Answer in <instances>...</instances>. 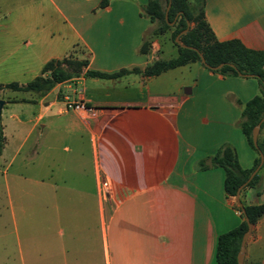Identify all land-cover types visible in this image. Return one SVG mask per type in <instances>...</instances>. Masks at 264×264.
Here are the masks:
<instances>
[{
	"label": "crops",
	"instance_id": "obj_1",
	"mask_svg": "<svg viewBox=\"0 0 264 264\" xmlns=\"http://www.w3.org/2000/svg\"><path fill=\"white\" fill-rule=\"evenodd\" d=\"M100 2L0 0V79L25 83L76 47L88 60L79 76L41 96L5 99L0 110V156L8 167L19 156L30 167L29 176L16 173L14 189L27 191L20 184L29 181L31 206L35 199L47 214L46 264H217L218 236L244 217L213 157L230 144L242 168L253 166L257 153L239 121L258 81L197 61L157 75L134 71L168 59L158 38L140 52L152 26L141 13L148 0ZM205 17L218 40L264 51V0H206ZM87 69L130 72L98 78ZM67 95L94 114L65 109ZM261 168L240 193L245 205L264 203ZM246 260L264 264V215L252 225Z\"/></svg>",
	"mask_w": 264,
	"mask_h": 264
},
{
	"label": "trees",
	"instance_id": "obj_2",
	"mask_svg": "<svg viewBox=\"0 0 264 264\" xmlns=\"http://www.w3.org/2000/svg\"><path fill=\"white\" fill-rule=\"evenodd\" d=\"M206 0H148L142 7V15L146 16L152 26L140 46L141 53H147L150 46V37H154L171 29V37L177 47V54L168 59H158L146 66L143 70L133 68L132 70L141 72L144 75H157L165 70L177 66L185 65L190 62H200L199 53L210 66H216L224 63L217 70H209L222 74L223 76L252 74L259 84V92L250 100L242 104L241 119L239 126L250 146L256 151L257 156L253 166L250 169H244L238 162L237 153L233 146L224 144L217 154L213 157L214 164L223 168L224 191L226 196H235L238 187L246 181L249 174L259 163L258 149L252 141V129L260 121L264 114V51L246 47L241 40L233 38L220 41L216 38L212 28L205 17ZM107 0H101L100 5L104 6ZM167 11V16H166ZM173 22V25L170 24ZM190 23L188 30L181 33ZM149 35V38H148ZM179 35L180 40L186 45L195 49L184 48L175 42V37ZM88 63L84 59H51L44 63L39 75L33 79L19 83L12 81L6 84H0V89H9L11 91L35 92L38 95H44L56 84L70 80L80 75L83 67ZM72 66L68 71L65 65ZM202 64V63H201ZM233 64V66L231 65ZM131 70V71H132ZM130 72L127 69H120L117 72L106 73L87 69L84 72L86 76L98 78H116ZM264 122L261 123V127ZM5 142L3 125L0 112V150ZM259 149L264 153V143L258 139ZM264 164V163H263ZM204 166V165H203ZM259 178L258 172L247 183L246 186L253 185ZM246 215L253 224L264 215V203L245 205ZM236 208L240 211L238 206ZM242 217L243 214L241 213ZM247 225L243 219L241 223L218 236L216 246L217 264H237V252L239 250L242 234ZM244 264H261L259 261H244Z\"/></svg>",
	"mask_w": 264,
	"mask_h": 264
},
{
	"label": "rangeland",
	"instance_id": "obj_3",
	"mask_svg": "<svg viewBox=\"0 0 264 264\" xmlns=\"http://www.w3.org/2000/svg\"><path fill=\"white\" fill-rule=\"evenodd\" d=\"M27 0H23V5ZM1 10V9H0ZM173 25V22H170ZM149 38V35H148ZM158 38L163 45L162 58H169L176 54L175 44L171 37V29L150 37V40ZM80 48L76 47L66 56L69 59L78 58ZM171 54V55H169ZM70 71L74 67L64 66ZM13 80L0 79V84H6ZM67 92V91H66ZM28 94V92H15L9 89H0V100H9L15 95ZM4 105V104H3ZM261 141V138H259ZM29 145V141L26 146ZM22 157L19 156L10 167L7 166L5 158L0 156V264H30L36 262L38 264L47 263V241H46V212L44 209L38 208V201L33 199L35 207L31 206V197L29 194V181H23L20 185L27 191H16L14 189V181H16V173L30 175V167L22 166ZM259 173H264V165ZM6 180L10 182L11 191L6 190ZM244 189V188H243ZM11 195V196H10ZM234 198V196H233ZM33 225V226H32ZM35 231V237L32 232ZM57 226L52 231V242L58 243L60 238L57 236ZM58 247L56 246V249ZM56 251V250H55ZM56 254L55 259H59ZM60 261V260H59ZM248 262V260H246Z\"/></svg>",
	"mask_w": 264,
	"mask_h": 264
},
{
	"label": "water",
	"instance_id": "obj_4",
	"mask_svg": "<svg viewBox=\"0 0 264 264\" xmlns=\"http://www.w3.org/2000/svg\"><path fill=\"white\" fill-rule=\"evenodd\" d=\"M166 16H167V11H166ZM189 26H190V23L187 22V27L181 33H185L188 30ZM175 42L177 44H179L181 47L195 49L194 47L186 45L185 43H183L180 40L179 35H177L175 37ZM199 56H200L201 63L205 67L210 68L212 70H217V69H219L220 67H222L224 65V63H220V64H218L216 66H210L205 61V58H204V56L201 53H199ZM231 65L233 66V64H231ZM240 75H242V74L240 73ZM245 76H253V75L252 74H245ZM3 104H4V101L0 100V110H1V108L3 106ZM263 121H264V114H263L262 118L260 119V121L252 129V141H253L254 146L258 149L259 163L253 169V171L249 174V176L246 179V181L244 183H242L238 187L237 192H236V194L234 196L236 204H237L238 208L240 209V212L243 214L244 220H245L246 225H247L246 230L242 234L239 250L237 252V264H244L245 246H246L247 239L249 238L251 230H252V223L250 222L248 216L246 215L245 207H244V204H243V202L241 200L240 193H241L242 189L247 185V183L253 178V176L259 171V169L261 168V166L264 163V153H263L262 150L259 149V146H258V133L260 131L261 123Z\"/></svg>",
	"mask_w": 264,
	"mask_h": 264
},
{
	"label": "built area",
	"instance_id": "obj_5",
	"mask_svg": "<svg viewBox=\"0 0 264 264\" xmlns=\"http://www.w3.org/2000/svg\"><path fill=\"white\" fill-rule=\"evenodd\" d=\"M65 109L74 110L82 117H89L94 114V107L88 105L84 100H72L68 95L65 96Z\"/></svg>",
	"mask_w": 264,
	"mask_h": 264
}]
</instances>
